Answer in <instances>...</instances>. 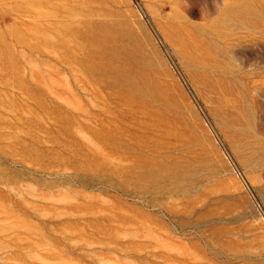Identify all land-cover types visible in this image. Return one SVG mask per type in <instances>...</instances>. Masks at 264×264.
I'll use <instances>...</instances> for the list:
<instances>
[{
    "label": "rangeland",
    "instance_id": "374dc122",
    "mask_svg": "<svg viewBox=\"0 0 264 264\" xmlns=\"http://www.w3.org/2000/svg\"><path fill=\"white\" fill-rule=\"evenodd\" d=\"M218 2L0 0V264H264V0Z\"/></svg>",
    "mask_w": 264,
    "mask_h": 264
},
{
    "label": "clouds",
    "instance_id": "9594fccd",
    "mask_svg": "<svg viewBox=\"0 0 264 264\" xmlns=\"http://www.w3.org/2000/svg\"><path fill=\"white\" fill-rule=\"evenodd\" d=\"M221 6H222V5H221L220 0H219V2L217 3V7H218V9H219ZM228 55H229V57H230V60H231V63H232V65H233V67H241L240 63L237 62V61L234 59V57L230 54V51H229Z\"/></svg>",
    "mask_w": 264,
    "mask_h": 264
}]
</instances>
